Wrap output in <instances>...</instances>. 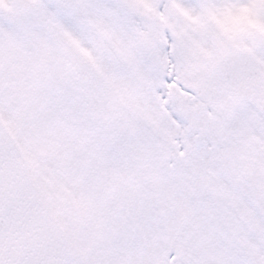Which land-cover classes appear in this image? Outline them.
Instances as JSON below:
<instances>
[{
    "label": "snow or ice",
    "instance_id": "obj_1",
    "mask_svg": "<svg viewBox=\"0 0 264 264\" xmlns=\"http://www.w3.org/2000/svg\"><path fill=\"white\" fill-rule=\"evenodd\" d=\"M0 264H264V0H0Z\"/></svg>",
    "mask_w": 264,
    "mask_h": 264
}]
</instances>
